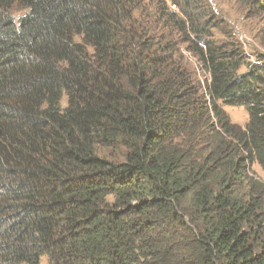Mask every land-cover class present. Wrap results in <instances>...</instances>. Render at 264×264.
Listing matches in <instances>:
<instances>
[{
	"label": "trees",
	"instance_id": "trees-1",
	"mask_svg": "<svg viewBox=\"0 0 264 264\" xmlns=\"http://www.w3.org/2000/svg\"><path fill=\"white\" fill-rule=\"evenodd\" d=\"M217 31L208 0H0V264H264V56Z\"/></svg>",
	"mask_w": 264,
	"mask_h": 264
},
{
	"label": "rangeland",
	"instance_id": "rangeland-1",
	"mask_svg": "<svg viewBox=\"0 0 264 264\" xmlns=\"http://www.w3.org/2000/svg\"><path fill=\"white\" fill-rule=\"evenodd\" d=\"M212 4L215 16L224 32L217 31L216 38L223 42H235L243 48L245 55L253 63L257 61V56H264V23L258 15L251 14L247 7H244L237 0H208ZM18 8V7H15ZM20 8L13 9V15H21ZM231 38V39H229ZM257 55V56H256ZM197 67L198 63L193 60ZM232 123L245 126L248 122V114L243 108H225ZM111 157L112 150L106 151ZM254 171L259 177L264 179V173L259 166L254 167Z\"/></svg>",
	"mask_w": 264,
	"mask_h": 264
}]
</instances>
